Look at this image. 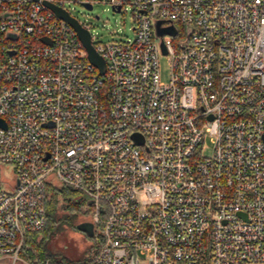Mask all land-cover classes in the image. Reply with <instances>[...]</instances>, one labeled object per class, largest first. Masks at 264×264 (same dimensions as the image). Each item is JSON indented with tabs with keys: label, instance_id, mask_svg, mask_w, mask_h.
<instances>
[{
	"label": "built area",
	"instance_id": "obj_1",
	"mask_svg": "<svg viewBox=\"0 0 264 264\" xmlns=\"http://www.w3.org/2000/svg\"><path fill=\"white\" fill-rule=\"evenodd\" d=\"M44 1L0 0V264H35L50 183L101 236L86 264H264V0H109L135 37L90 33L103 74Z\"/></svg>",
	"mask_w": 264,
	"mask_h": 264
},
{
	"label": "rangeland",
	"instance_id": "obj_2",
	"mask_svg": "<svg viewBox=\"0 0 264 264\" xmlns=\"http://www.w3.org/2000/svg\"><path fill=\"white\" fill-rule=\"evenodd\" d=\"M86 0H64V8L75 17L80 23L89 27L90 33L96 41H126L134 39L133 20L131 7L126 10L115 12L109 0H89L92 2V9H88L84 4ZM160 74L163 82L170 79V63L166 55H161ZM213 143L206 140L203 150L205 156L211 155ZM14 181V168L11 164H0V181L4 179ZM63 221L51 236L45 240V255L47 258L62 260H85L95 252V244L98 239L96 227L91 231L79 228V225L87 220L84 211L71 212L59 210ZM42 232V231H41ZM39 232V233H41ZM38 234V233H37Z\"/></svg>",
	"mask_w": 264,
	"mask_h": 264
},
{
	"label": "trees",
	"instance_id": "obj_3",
	"mask_svg": "<svg viewBox=\"0 0 264 264\" xmlns=\"http://www.w3.org/2000/svg\"><path fill=\"white\" fill-rule=\"evenodd\" d=\"M77 194L65 187H59L55 184L47 185V200L46 210L48 215L47 225L45 229L38 234H33L27 241L28 247L25 248L23 255L35 264H44L49 261V264H86L90 262L95 255L98 254L102 245L101 236L98 235L95 244V252L92 256L85 260H55L47 258L45 255V240L57 229V226L63 221V217L59 210H68L71 212H78L81 210V204L76 200Z\"/></svg>",
	"mask_w": 264,
	"mask_h": 264
},
{
	"label": "water",
	"instance_id": "obj_4",
	"mask_svg": "<svg viewBox=\"0 0 264 264\" xmlns=\"http://www.w3.org/2000/svg\"><path fill=\"white\" fill-rule=\"evenodd\" d=\"M44 4L47 7H49L51 10H53V12L56 14L57 17H59L62 20H65L75 29L80 41L82 42L83 46L87 50L89 61L100 70L101 74H103L105 72V61L102 58V56L93 47V45L91 43L90 32L87 29H85L82 26V24L75 17L70 15V13L66 9H64V8H62L56 4L47 2V1H44ZM84 5L88 9H90V10L92 9L91 4L85 3ZM116 12H120V9L118 8L116 10ZM159 33L161 35L164 33L172 34V31L171 30H165V31H160ZM79 228L89 232L92 230L93 225L89 222H85V223L80 224Z\"/></svg>",
	"mask_w": 264,
	"mask_h": 264
}]
</instances>
